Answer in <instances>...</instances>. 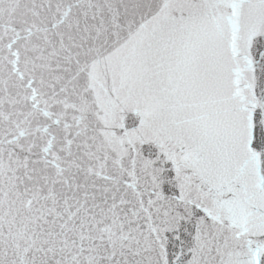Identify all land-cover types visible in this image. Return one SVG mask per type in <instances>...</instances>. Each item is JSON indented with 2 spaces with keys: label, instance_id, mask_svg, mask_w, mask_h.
Listing matches in <instances>:
<instances>
[{
  "label": "snow or ice",
  "instance_id": "obj_1",
  "mask_svg": "<svg viewBox=\"0 0 264 264\" xmlns=\"http://www.w3.org/2000/svg\"><path fill=\"white\" fill-rule=\"evenodd\" d=\"M0 264H264V0H0Z\"/></svg>",
  "mask_w": 264,
  "mask_h": 264
}]
</instances>
